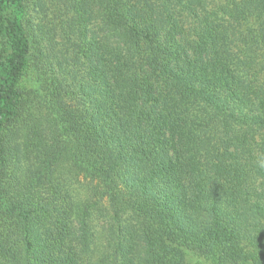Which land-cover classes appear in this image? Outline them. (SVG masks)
<instances>
[{
    "label": "trees",
    "instance_id": "1",
    "mask_svg": "<svg viewBox=\"0 0 264 264\" xmlns=\"http://www.w3.org/2000/svg\"><path fill=\"white\" fill-rule=\"evenodd\" d=\"M0 264H264V0H0Z\"/></svg>",
    "mask_w": 264,
    "mask_h": 264
}]
</instances>
